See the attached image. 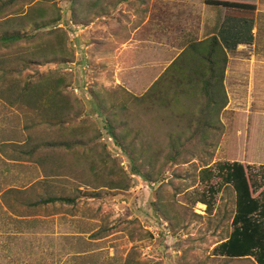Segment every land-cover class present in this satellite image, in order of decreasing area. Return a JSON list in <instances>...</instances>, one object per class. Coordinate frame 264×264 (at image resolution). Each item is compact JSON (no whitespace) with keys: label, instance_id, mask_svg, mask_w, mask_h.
Here are the masks:
<instances>
[{"label":"rangeland","instance_id":"374dc122","mask_svg":"<svg viewBox=\"0 0 264 264\" xmlns=\"http://www.w3.org/2000/svg\"><path fill=\"white\" fill-rule=\"evenodd\" d=\"M55 2L61 9V21L55 27L38 31L35 42H47L52 37L50 28L59 30L56 34L63 37V48L72 50L76 65L41 61L32 69L25 68L21 75L14 72L12 76L24 80L30 76L36 78L38 73L56 70L66 73L69 82L66 91L82 105L80 118H86L89 136L100 132L98 142L128 172L129 156L106 132L105 118L111 119L116 133L125 137L129 146L161 152L153 155L151 161L147 156L136 155L139 163L147 165L142 171L157 173L158 179L150 182L131 174L132 185L128 189H99L86 185L82 179L84 170L90 179L87 167L83 170L75 166L74 170L72 160L67 161L61 154H44L41 163L28 158L23 154L28 134L37 133L43 139H51L52 134L42 129H26L28 119L11 103L18 88L9 89L8 83L0 80V264H240L212 254L214 246L231 231L234 214L231 186L222 188L211 213L204 204L194 205L188 199L192 191L201 187L199 170L216 161L264 165V162L252 163L247 157L245 142L249 134L245 124L239 128L241 125L227 122L223 131L212 135L207 143L196 139L187 142L185 146L193 147L192 153H186L174 163L165 161V153L172 144L170 139L180 135L184 142L188 134L151 133L145 125L146 118L132 106L133 94L123 87L104 85L103 70L90 60V48L87 51L90 71L81 67L86 49L79 40L87 43L89 39H82L85 33L79 35L80 32L96 17L116 18L119 5L133 0ZM31 4H23L22 9ZM10 17L0 18V30L15 29V21ZM9 48L0 47V75L15 65L21 67L20 59L26 58L23 43ZM261 56L262 48H241L230 60V68L242 67L239 82L244 91L246 66L251 59L260 61ZM87 81L91 84L86 86ZM79 123L78 119L73 124ZM249 154L252 158L253 152L249 150ZM55 165L62 168L52 171ZM50 196L73 197L74 201L36 203ZM153 204L171 218V224L158 214Z\"/></svg>","mask_w":264,"mask_h":264},{"label":"crops","instance_id":"0c3cea01","mask_svg":"<svg viewBox=\"0 0 264 264\" xmlns=\"http://www.w3.org/2000/svg\"><path fill=\"white\" fill-rule=\"evenodd\" d=\"M221 1L252 4L254 9L207 0H133L130 7L119 5L116 18L96 17L79 34L85 33L82 39L88 38L87 43L79 41L86 53L90 48V60L103 70L105 86L123 87L133 94L132 106L146 118L151 133H219L227 122L239 128L244 123L249 134L247 157L260 164L264 162V0ZM188 47L199 48L196 54L188 52L192 60L169 69ZM201 48H224L228 56L225 115L219 110V82L215 78L209 82L210 68ZM241 48H262L261 60L251 59L246 66L245 91L239 82L242 67L230 68L232 56Z\"/></svg>","mask_w":264,"mask_h":264},{"label":"trees","instance_id":"16d2710c","mask_svg":"<svg viewBox=\"0 0 264 264\" xmlns=\"http://www.w3.org/2000/svg\"><path fill=\"white\" fill-rule=\"evenodd\" d=\"M25 3L32 4L23 10L22 5ZM207 3L238 9H254L252 4L240 2L207 0ZM11 14L13 15L10 17ZM7 15L10 20L15 21L16 27L8 31L0 30V47L11 49L9 47L23 43L26 58L20 59L21 67L15 65L4 70L0 80L7 82L9 89L18 88L11 103L28 119L26 129L32 131L42 129L52 134L51 139H43L37 133L28 134L27 147L24 148L23 154L36 163H41L44 154H61L67 161L72 160L74 170L75 166L83 170L87 167L90 179H87L85 170L81 177L86 185L94 188L128 189L132 185L131 174L142 176L150 182L156 181L158 174L143 172L142 167L145 168L147 165L139 163L136 155L139 158L147 156L148 161H151L153 155L161 154L159 150L150 152L149 148L135 149L129 146L125 137L122 138L116 133L112 120L105 118L107 134L130 158V169L127 172L119 167L106 146L98 142L100 132L95 131L93 136H89L90 127L85 123L87 120L80 118L83 114L82 105L71 96L73 95L71 92L66 91L69 83L66 73L56 70L38 73L36 78L30 76L24 80L12 76L14 72L17 76L21 75L25 68L32 69L34 64L41 61L57 64L73 61L72 50L63 48V37L56 34L59 30L50 28L48 31L52 37L47 42L40 44L35 42L38 31L55 27L61 21V9L55 0H0V18ZM213 40L218 44L216 38ZM198 49L185 48L168 68L172 70L181 61L192 60L187 57L188 52L191 55L196 54ZM200 55L209 64L210 72L207 76L209 82L214 78L216 84L219 82L221 100L219 110L225 115L227 95L223 82L228 56L224 48H201ZM78 119L80 123L74 125ZM215 133L218 132L191 133L184 138V142H181L180 135L176 136L171 141V148L165 153V161L171 163L179 161L193 150V147L185 146L187 142L196 139L201 143H207ZM60 168L62 167L55 165L52 171ZM198 176L201 187L192 191V196L188 200L194 205L204 204L209 213L213 211L217 196L224 186H231L234 191L231 231L226 239L214 246L212 254L228 261H239L240 264H264V165L254 166L239 161L221 160L201 168ZM73 201V197L50 196L36 203ZM153 205L158 214L171 224V218L156 204Z\"/></svg>","mask_w":264,"mask_h":264},{"label":"built area","instance_id":"2783aa9c","mask_svg":"<svg viewBox=\"0 0 264 264\" xmlns=\"http://www.w3.org/2000/svg\"><path fill=\"white\" fill-rule=\"evenodd\" d=\"M85 57H86V59H85V61L83 62V64L81 65V67H82V69L85 70L86 72H89V71H90V67H91V65H90V62H89V60H88L89 57H88L87 53H85ZM69 65L75 66V65H76V61L69 62ZM89 84H91V82H90V81H87V82H86V86L89 85ZM86 86H85V88H87ZM73 92H74L75 94H78L76 88H73Z\"/></svg>","mask_w":264,"mask_h":264}]
</instances>
